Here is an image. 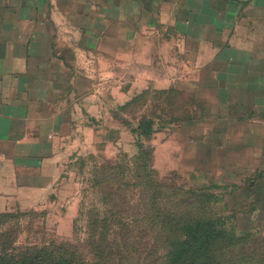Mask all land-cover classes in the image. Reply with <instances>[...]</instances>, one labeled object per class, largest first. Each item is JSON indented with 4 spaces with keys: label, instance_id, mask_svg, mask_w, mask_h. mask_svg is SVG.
Wrapping results in <instances>:
<instances>
[{
    "label": "crops",
    "instance_id": "0c3cea01",
    "mask_svg": "<svg viewBox=\"0 0 264 264\" xmlns=\"http://www.w3.org/2000/svg\"><path fill=\"white\" fill-rule=\"evenodd\" d=\"M134 71L140 93L264 120V0H0V213L45 192L86 118L133 99Z\"/></svg>",
    "mask_w": 264,
    "mask_h": 264
},
{
    "label": "rangeland",
    "instance_id": "374dc122",
    "mask_svg": "<svg viewBox=\"0 0 264 264\" xmlns=\"http://www.w3.org/2000/svg\"><path fill=\"white\" fill-rule=\"evenodd\" d=\"M158 61L150 57V67L156 68ZM168 61L172 64L169 58L159 63ZM133 74L126 79L133 85L132 103L107 107L112 113L106 110L94 122L86 118L84 128L67 139L58 177L44 193L17 203L8 211L12 216L0 219V249L63 247L78 250L87 263L93 255L90 229H105V254L116 264H161L170 229L154 216L138 219L155 211L133 187L148 180L159 187L156 206L161 212L185 216L201 207L204 216L222 219L227 231L247 235L227 262L241 264L248 255L245 263L264 264V120L248 114L239 115L244 122L228 120L225 106L208 117L186 92L149 89L141 96L144 85L139 73ZM148 78L154 88L184 79L177 73H151ZM151 115L157 130L140 139L149 170L148 177H141L136 170L141 156L131 130L139 118ZM107 131L110 135L103 136ZM196 190L208 202L197 204L189 194ZM132 214L136 225L130 224ZM90 218L106 221L96 227Z\"/></svg>",
    "mask_w": 264,
    "mask_h": 264
},
{
    "label": "trees",
    "instance_id": "16d2710c",
    "mask_svg": "<svg viewBox=\"0 0 264 264\" xmlns=\"http://www.w3.org/2000/svg\"><path fill=\"white\" fill-rule=\"evenodd\" d=\"M147 94V92H143ZM131 100L125 108L132 103ZM156 124L155 117L151 115L142 116L137 121L134 129L131 130L137 138V147L139 155L141 156L138 163L137 171H141L145 177H148V155L143 152L140 139L150 138L156 132L154 127ZM119 171V170H116ZM264 183V182H263ZM137 188L140 194V199L144 203L151 205L154 208L155 215L150 212H145L143 217L138 219H149L151 216L156 218L157 222L165 224L169 227L170 232L164 235L165 252L161 264H230L227 259H230L232 253H235L236 245L246 242L247 235L227 231L225 223L220 218L206 217L198 208L195 213H187L185 216H178L176 214H165L161 212L160 207L156 206L157 201H160L161 193L157 184H152L145 180L142 185ZM190 195L196 196V203L205 204L203 201L209 200V197L200 190L190 191ZM198 196V197H197ZM142 203V205L144 204ZM140 206V205H138ZM137 206V207H138ZM10 213H0V219L10 217ZM130 224L136 225L135 215L132 214ZM99 218H90L88 222L93 226L98 227V224L104 223ZM175 226L174 230L173 227ZM107 231L105 229H90L88 240L91 243L92 260L88 264H116L114 258L106 255L108 246L106 244ZM161 237L162 235L158 233ZM249 259L248 255L240 259L241 264ZM85 259L78 250H68L60 247L57 249L54 246L46 247L40 246L36 248L18 249L8 251L4 246L0 249V264H87ZM133 264V263H126Z\"/></svg>",
    "mask_w": 264,
    "mask_h": 264
}]
</instances>
